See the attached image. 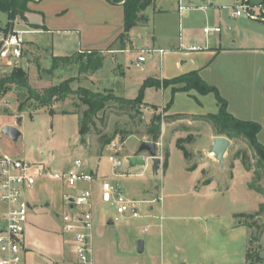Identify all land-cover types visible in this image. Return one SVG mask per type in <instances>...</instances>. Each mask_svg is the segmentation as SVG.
Wrapping results in <instances>:
<instances>
[{
	"label": "rangeland",
	"instance_id": "rangeland-1",
	"mask_svg": "<svg viewBox=\"0 0 264 264\" xmlns=\"http://www.w3.org/2000/svg\"><path fill=\"white\" fill-rule=\"evenodd\" d=\"M183 2V7H192L184 11V15L189 14L184 17V35L194 31L203 39L206 37L204 27L208 24L211 27L219 26L228 42L234 35L229 28L234 26L235 30V23L244 22L250 23L253 31L264 36V21L258 18L264 13V0L249 1L254 8L253 16L257 19L243 16L237 21L233 18L234 5L243 0H216L212 6L210 0ZM199 6L206 10L193 9ZM7 20V16L0 13V23L5 22L6 30L13 32H19L26 21L17 18L10 25ZM133 35L138 50L119 55L117 62L107 59L97 79L92 76L94 71L87 69V61L98 59L102 54L82 53L61 58L54 68L52 50L46 49V45H50L49 39L44 36H40V39L37 35L39 48L31 53V49L25 47L24 57L31 64L20 61V68L28 72L30 85L43 90L69 81L77 93L51 108L36 110L37 102L28 99L25 89L9 86L10 90L0 97V157L8 154L23 158L32 164L46 165L61 174L68 170V165L73 168V162L80 159L91 169L99 167L100 177L118 184L129 199L138 201L139 217L135 218L130 213L118 215L114 205L100 201L102 192L99 188L88 187L94 194V264H190L193 258H198L197 250L201 242L207 254L203 264H245L244 241L251 227L249 222L256 215L244 217L247 226L243 227L235 214L254 209L260 199L249 184L256 183L264 188V178L256 180L254 171L257 157L244 140H231L224 163H220L210 155L205 122L188 118L173 123L164 131L162 123V133L156 142L158 156L164 160V166L157 174L153 173V162L147 154H143L149 160L147 167L132 168L126 161L127 157L136 154L142 142H155L149 132L152 119L158 116L165 120L173 116L167 115L171 109L166 110L168 103L165 107L156 106L161 105L163 99L155 89L147 92L145 101L155 104L156 109L148 104L132 108L111 101L94 118L89 134L79 136V122L87 109L81 101L80 89L102 93L113 89L115 95L125 99L138 96L142 85L140 78L144 72L142 66H137V59L141 49L148 45L149 33L138 28ZM24 36L28 41L33 37ZM216 36L219 37V34ZM148 65L149 60L143 67ZM12 72V68L0 62V78ZM22 103H25V109L20 112ZM216 103L215 97L209 95L204 100L205 113H215ZM194 108L201 110L198 106ZM51 110L53 115L50 114ZM6 126L20 129L22 135L18 141L3 133ZM213 132L216 133L214 129ZM113 142L119 145L122 160V165L116 169L117 175L109 161L111 152L107 150ZM83 145L86 147L82 151L79 147ZM243 156L252 166L251 171H247L242 164ZM259 172L262 173V170ZM43 179L46 183L52 180ZM52 181L62 183L60 180ZM2 210L0 203V216ZM110 221L113 224H109ZM144 228L148 229L147 233L143 232ZM139 240L147 243L143 253L138 249ZM255 253L254 248L248 250L250 262ZM75 255L70 252L71 264H81ZM183 255L187 256L185 262L179 258Z\"/></svg>",
	"mask_w": 264,
	"mask_h": 264
},
{
	"label": "crops",
	"instance_id": "crops-1",
	"mask_svg": "<svg viewBox=\"0 0 264 264\" xmlns=\"http://www.w3.org/2000/svg\"><path fill=\"white\" fill-rule=\"evenodd\" d=\"M28 7L30 12L26 14L27 18L24 25L21 26L20 32L33 37L28 41L23 35L25 45L17 67H20V61L22 60L31 64L29 59L24 57L25 47L28 46L31 53H34L37 47L39 48L38 36L39 38L44 36L49 39L50 45H46L49 47H46V49L52 50V58H67L82 53L100 52L104 57L103 64L109 58L116 61L119 55L123 56L138 50L135 46L133 34L135 30L141 28L149 33L148 45L146 44L147 47L141 49V55L142 51L150 52L144 63H138L137 59V66H142V72H144L140 78L142 84L147 78L151 77L161 80L171 79L193 70H199L202 78L209 84L216 86L228 101L231 114L240 119L255 121L262 125V131L258 138L264 145V39L261 38L264 36L253 31L250 28L252 26L250 23V25L244 22L235 23L237 26L235 30L234 26L230 27L229 30L234 32V35L228 41L229 44H227L223 30L219 26H212L221 29L220 32L214 33L215 36L211 34L209 37L206 36L202 39V36L194 31L184 35L182 28L184 17L189 16L188 13V15H184V11L192 9V7L180 10V0H155L154 4L142 13L147 22L139 24L130 31L127 48L119 50L115 45L112 50H108L124 31V10L121 4L114 5L108 0H34L29 2ZM193 9L206 10L202 6L193 7ZM240 17H235L233 14L234 21H237V18ZM0 24L6 26L5 22ZM33 25L41 28H35ZM27 27H34L35 29H27ZM216 34H219V37ZM193 47H200V49L192 50ZM160 50L164 51L163 54L159 52ZM148 60L149 65L144 68L143 66ZM119 66L121 65L119 64ZM102 67L93 73V78L97 79ZM97 88H99V85ZM154 89L148 88L145 95L148 91ZM155 90L161 93L163 99L162 104L156 106L165 107L172 98L171 88ZM110 91H113V89H110ZM193 96L201 104H198ZM208 96H202L196 92L189 94L178 92L175 95L173 106L167 111V115H185L190 119L191 116L209 114L205 113L204 110V100ZM192 102L195 105L194 103L193 105L190 104ZM146 103L150 106L155 105L149 102ZM194 106L200 107L201 110H198V112ZM216 112H218L217 103ZM188 118L176 120H166V118L163 122V131L167 130L173 123H180ZM192 120L194 119L192 118ZM206 124V138L211 148L213 139L218 135L213 132L211 124ZM83 147L86 146L83 145L79 148L83 151ZM148 161L146 159L144 167H147ZM150 161L152 162L151 159ZM85 165L83 169L97 177L94 182L95 185L81 184L80 187L73 190L63 182L50 180L46 183L42 178L38 180L35 189L27 194L26 197L31 204V211L25 233L26 254L24 264H71V261H73L70 258V252L75 255L74 238L72 234L63 230L61 217L62 213L68 211L64 202V195L72 192L80 193L89 186L101 190V182L106 180L99 176V167L94 170L90 168L89 164ZM163 166L164 160L161 161L160 169ZM68 167L65 168L70 169L69 165ZM114 173L117 175L116 169ZM153 173L155 172L153 171ZM256 194L260 200L253 210L235 214L237 219L240 220L239 225L243 227L247 226L243 220L245 218H240L238 215H256L249 222L251 227H249V234L244 241L245 264H248L247 257L250 248H254L256 253L249 263L264 264V207L260 211V206L264 205V196ZM124 195L127 197L126 194ZM100 201L103 202L101 196ZM109 224H113V222L110 221ZM162 239L164 240V238ZM146 245L147 243L144 241V251ZM203 246L204 244L201 242L200 249L197 250L198 258H193L190 264H203V258L207 255ZM179 258L182 262L187 260L185 255ZM92 263L94 264L93 257Z\"/></svg>",
	"mask_w": 264,
	"mask_h": 264
},
{
	"label": "built area",
	"instance_id": "built-area-1",
	"mask_svg": "<svg viewBox=\"0 0 264 264\" xmlns=\"http://www.w3.org/2000/svg\"><path fill=\"white\" fill-rule=\"evenodd\" d=\"M250 0L234 5L235 17H249L257 19ZM264 6V5H263ZM180 0V10H184ZM264 21L263 15L258 16ZM219 27L206 26L204 33L210 36L220 32ZM24 32L7 31L0 26V61L12 69L18 66V60L23 55L25 45ZM193 47L192 50H199ZM163 54V50L159 51ZM147 54V57L145 56ZM150 52L142 51L138 57V63H144ZM107 150L111 152L109 161L114 169L122 165L119 154V145L111 143ZM84 163L77 159L73 162V168L64 173L53 171L42 164H32L25 159L5 154L0 157V203L3 211L0 216V264H24L26 254L25 233L28 225L31 204L27 194L35 189L39 179L50 178L62 181L68 188L77 189L80 184H93L97 177L83 169ZM101 199L104 203H110L116 207L118 215L130 213L133 217L140 216L138 201L127 198L117 184L103 180L101 182ZM64 202L67 212L62 216L63 230L72 234L74 238V252L81 264H93L92 230L93 217V192L86 188L80 193H66ZM143 232H148L147 228ZM259 264V263H256Z\"/></svg>",
	"mask_w": 264,
	"mask_h": 264
},
{
	"label": "trees",
	"instance_id": "trees-1",
	"mask_svg": "<svg viewBox=\"0 0 264 264\" xmlns=\"http://www.w3.org/2000/svg\"><path fill=\"white\" fill-rule=\"evenodd\" d=\"M30 1L34 0H0V13L7 16L9 24L17 19H26V14L30 12L28 4ZM114 5L121 4L124 10V31L119 35L115 43L108 49L112 50L113 46L117 45L119 50H125L129 42L130 31L138 26L147 22V19L142 15V13L154 4L155 0H108ZM264 5V2H263ZM1 26V24H0ZM35 28H41L40 26L33 25ZM90 54H102L100 52H91ZM79 55V54H78ZM77 55V56H78ZM61 58L53 59V67L56 68L57 64ZM104 57L99 56L98 59H88L87 69L92 71H97L103 66ZM12 85H16L19 88L25 89L28 94L29 100H34L37 102V109L41 108H51L55 103L65 101L70 96L74 95L75 92L69 81L60 83L43 90H37L30 85L28 72L23 68L17 67L13 69V72L4 77L0 78V97L6 94ZM148 88L155 89H168L172 90V98L169 101L166 110H169L174 103L175 95L178 92L191 93L196 92L202 96H207L213 94L216 98L218 104V112L210 113L206 115L191 116L194 120L203 121L212 125L218 136H224L230 140H244L250 148H252L257 157V163L255 165V178L257 181L264 178V145L259 141V134L262 131V125L255 121L240 119L229 112L228 101L222 96L219 89L206 82L199 70H193L188 73L179 75L171 79H159V78H147L142 84L138 96L135 99H125L123 97H118L113 93V91L93 92L88 89H80V98L83 104L87 107L86 111L83 113V117L79 124V135L84 137L90 132V127L94 125V118L102 112L106 105L115 101L122 106L129 105L132 108L137 105H146L145 102V92ZM198 104L200 101L193 96ZM152 108L156 109L155 105H151ZM25 109V103L19 106V111L23 112ZM50 114H54L51 110ZM66 114V113H64ZM188 118L185 115H173L168 117L166 120H176ZM163 119L155 116L152 119L151 126L149 129L154 141H158L161 136V128ZM184 152V151H183ZM186 156V152H184ZM242 164L247 171L252 170V166L247 163L245 156L242 157ZM167 167V166H166ZM262 170V173L259 172ZM249 188L264 196V188L256 185V183H250ZM264 205L260 206V211L263 210ZM250 215L240 214L238 217L244 218ZM248 264L249 257H247Z\"/></svg>",
	"mask_w": 264,
	"mask_h": 264
},
{
	"label": "water",
	"instance_id": "water-1",
	"mask_svg": "<svg viewBox=\"0 0 264 264\" xmlns=\"http://www.w3.org/2000/svg\"><path fill=\"white\" fill-rule=\"evenodd\" d=\"M213 4L215 0H210ZM3 133L11 137L14 141H18L22 135L20 129L16 126H6L3 129ZM231 140L224 136H216L213 139V145L210 148V154L214 155V158L220 163H224L225 155L231 146ZM143 154H147L149 159L153 162V171L158 173L161 165V158L158 156V143L153 141H144L138 148L136 154L127 157L126 161L131 167L145 166L146 159ZM138 249L140 253L144 252V241L139 240Z\"/></svg>",
	"mask_w": 264,
	"mask_h": 264
},
{
	"label": "bare ground",
	"instance_id": "bare-ground-1",
	"mask_svg": "<svg viewBox=\"0 0 264 264\" xmlns=\"http://www.w3.org/2000/svg\"><path fill=\"white\" fill-rule=\"evenodd\" d=\"M212 157H214V155L213 154H210Z\"/></svg>",
	"mask_w": 264,
	"mask_h": 264
}]
</instances>
